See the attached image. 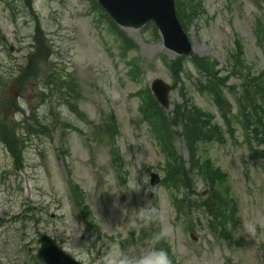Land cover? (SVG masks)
<instances>
[{
    "label": "rangeland",
    "instance_id": "1",
    "mask_svg": "<svg viewBox=\"0 0 264 264\" xmlns=\"http://www.w3.org/2000/svg\"><path fill=\"white\" fill-rule=\"evenodd\" d=\"M195 2L199 17L185 28L194 56L232 72L225 94L236 114V56L242 75L264 79V0ZM179 58L154 24L121 28L97 0H0V126L27 120L34 130L21 170L0 142V264H35L44 233L84 264L157 250L170 264H264V146L246 138L243 118L231 136L213 96L199 90L207 76ZM55 73L68 103L45 85ZM157 79L172 88L169 117L192 103L225 142H201L193 158L182 127L169 123V163L142 111ZM202 157L216 178L193 172L187 192L178 166ZM154 173L160 184L151 187ZM212 189L233 200L217 217L204 205Z\"/></svg>",
    "mask_w": 264,
    "mask_h": 264
},
{
    "label": "trees",
    "instance_id": "2",
    "mask_svg": "<svg viewBox=\"0 0 264 264\" xmlns=\"http://www.w3.org/2000/svg\"><path fill=\"white\" fill-rule=\"evenodd\" d=\"M194 4H197L195 0H184V2L176 0L178 17L181 22L183 20L184 23H182L186 30H188V27H186L187 24L189 22L193 23L194 19L198 18L200 14L199 11L201 10V7ZM123 42L124 45H126L127 42ZM127 47L131 50L132 46ZM183 57L179 58L178 61L183 60ZM235 60L234 66L236 63L238 64L235 70H233V74L239 81L241 80V82H244L241 85L243 90L239 97H237L238 109L236 114L233 111L232 102L228 99L227 94H225V89L227 88L225 86L229 83L228 79L232 72L227 76H222L221 72L216 68L217 65L208 58L197 59V57L194 56V58L191 59L200 72L208 78L205 85L202 84L201 81H198L199 90L213 96L214 103L218 106L220 115L224 120L226 128H228V131L231 133V136L233 134V127L231 126L233 120L243 118L242 127H244L246 138L255 141L257 145L264 146V107L262 103L264 102V79L262 75L252 77L250 71L249 75L252 78L250 76L242 75L241 73H243V71L238 69V61L241 60V56H236ZM175 73L180 76L177 72ZM237 73L240 75H237ZM45 85L51 90V95L56 94L59 99L62 97V101L68 103L65 100L67 93L63 92L64 84L60 78H58L56 73L54 77L53 75H49L46 78ZM147 97V102L142 106L143 116L144 119L149 122L152 131H154L155 136L160 142L162 150L167 154L169 163L175 158V152H173L174 141H172L174 134L169 130V127H172L173 125H180L182 127L183 140L186 142L193 158L196 155V151L199 150L201 142H208L209 140H214L218 143L225 142L222 133L223 128L217 124L212 125L210 119L205 117L206 114L198 106H194L192 103L185 104V106H179L178 109H175L174 115L169 117L164 108L162 109L158 106V102L150 92ZM169 123L172 124V126L169 125ZM32 128L33 127H31L29 123L27 124V120L23 122L22 126L17 128L9 122H7L6 125L0 126V142L5 145V148H7L12 155L15 160L14 166L17 170L22 169V158L25 149L27 148L25 136L33 133L34 130ZM259 153L261 156L260 158L264 160V152L260 151ZM196 156H198V154ZM202 159V164L200 165H195L193 160H191L188 168H186L184 163L178 166V169L184 174L182 175L183 178L181 177V181L187 192L193 190L192 180L190 178V174L193 172L196 174L199 172L204 175L206 174L209 177L208 180L213 182L216 178V175H212V171H214L215 168L209 164L206 157H202ZM174 162H176L175 159ZM184 177H186L187 181H185ZM212 191L214 193L204 205L209 208L208 212L211 216L217 217L218 212L224 207V210H226L229 207L228 204H232L233 200L231 201V198H222L214 189H212ZM32 260L35 264H39L36 256H34Z\"/></svg>",
    "mask_w": 264,
    "mask_h": 264
},
{
    "label": "water",
    "instance_id": "3",
    "mask_svg": "<svg viewBox=\"0 0 264 264\" xmlns=\"http://www.w3.org/2000/svg\"><path fill=\"white\" fill-rule=\"evenodd\" d=\"M110 18L120 27L135 30L152 22L162 37L164 47L180 56H194L191 41L177 17L174 0H97ZM171 85L157 79L151 83V90L161 108H170ZM151 186L160 183L159 176L151 174ZM37 258L42 264H83L66 253L50 236H41Z\"/></svg>",
    "mask_w": 264,
    "mask_h": 264
},
{
    "label": "clouds",
    "instance_id": "4",
    "mask_svg": "<svg viewBox=\"0 0 264 264\" xmlns=\"http://www.w3.org/2000/svg\"><path fill=\"white\" fill-rule=\"evenodd\" d=\"M109 264H170V260L165 251L157 250L140 258L129 259L126 255H124L115 262L110 261Z\"/></svg>",
    "mask_w": 264,
    "mask_h": 264
}]
</instances>
